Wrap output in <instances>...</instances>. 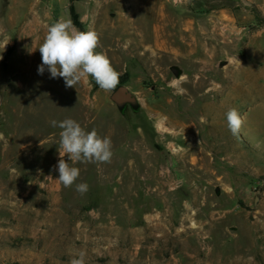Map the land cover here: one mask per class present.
Wrapping results in <instances>:
<instances>
[{"label":"rangeland","instance_id":"rangeland-1","mask_svg":"<svg viewBox=\"0 0 264 264\" xmlns=\"http://www.w3.org/2000/svg\"><path fill=\"white\" fill-rule=\"evenodd\" d=\"M135 1L154 7L74 3L128 75L105 92L38 74L48 26L78 30L71 0H0V264H264V0ZM162 26L181 55L147 53ZM67 118L112 141L110 163L72 165L84 194L57 181Z\"/></svg>","mask_w":264,"mask_h":264},{"label":"clouds","instance_id":"clouds-1","mask_svg":"<svg viewBox=\"0 0 264 264\" xmlns=\"http://www.w3.org/2000/svg\"><path fill=\"white\" fill-rule=\"evenodd\" d=\"M99 33L92 27L86 31L74 30L70 21L59 20L48 26L43 42L39 46L41 64L38 74L45 70L50 78H62L66 88H76L82 78L88 76L105 92L114 91L120 83V75L103 52ZM227 128L233 136H238L243 127V119L236 108H229L226 113ZM53 127L61 129L59 133V160L55 166L59 176L57 181L65 188L76 185V191L84 194L87 183L76 184L80 169L72 166L77 162L110 163L113 151L109 137H101L95 129L86 131L77 121L67 118L52 122ZM67 156V161L65 160ZM71 162V164L69 163ZM86 252L78 251L69 264H86Z\"/></svg>","mask_w":264,"mask_h":264},{"label":"crops","instance_id":"crops-1","mask_svg":"<svg viewBox=\"0 0 264 264\" xmlns=\"http://www.w3.org/2000/svg\"><path fill=\"white\" fill-rule=\"evenodd\" d=\"M136 3H137V1L130 0V3L127 4V5H129L128 8L132 9V8H136V7H139V6L154 7L153 4H136ZM123 8H124V6H123ZM162 27H164L162 29L163 30L162 32H160V28H157V27L155 28L156 35H155L154 39L152 40V45L148 47L149 50H147L148 51L147 53H150L152 55H156V54H160V52H162V51H164V52L168 51L167 49H164V48L162 49V46H164V44L166 43V42L162 41V37L163 36L164 37L167 36V33H165L166 26H162ZM137 33H138V38L137 39H133L131 37L130 42H129L130 45H131V43L133 41H139V40H143L144 39V34L142 32L137 30ZM178 50H176L175 46L172 45V50L171 51L169 50L168 52L176 54V55H181Z\"/></svg>","mask_w":264,"mask_h":264},{"label":"trees","instance_id":"trees-1","mask_svg":"<svg viewBox=\"0 0 264 264\" xmlns=\"http://www.w3.org/2000/svg\"><path fill=\"white\" fill-rule=\"evenodd\" d=\"M76 1H79V0H71V5H70V8H69L70 17H71L72 23H73L75 28H77L80 31H85L84 24L81 21L80 16L77 13L76 8L74 6V3ZM127 81H128V75L127 74L123 75V76H120L119 85H124Z\"/></svg>","mask_w":264,"mask_h":264},{"label":"water","instance_id":"water-1","mask_svg":"<svg viewBox=\"0 0 264 264\" xmlns=\"http://www.w3.org/2000/svg\"><path fill=\"white\" fill-rule=\"evenodd\" d=\"M111 98L118 105L135 102L134 96L128 91V89L125 86L119 87L112 94Z\"/></svg>","mask_w":264,"mask_h":264},{"label":"built area","instance_id":"built-area-1","mask_svg":"<svg viewBox=\"0 0 264 264\" xmlns=\"http://www.w3.org/2000/svg\"><path fill=\"white\" fill-rule=\"evenodd\" d=\"M181 0H173L175 4L179 3Z\"/></svg>","mask_w":264,"mask_h":264}]
</instances>
